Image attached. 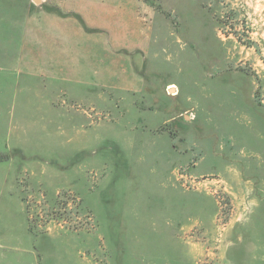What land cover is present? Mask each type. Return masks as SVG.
<instances>
[{
  "label": "rangeland",
  "instance_id": "1",
  "mask_svg": "<svg viewBox=\"0 0 264 264\" xmlns=\"http://www.w3.org/2000/svg\"><path fill=\"white\" fill-rule=\"evenodd\" d=\"M20 251L264 264V0H0V264Z\"/></svg>",
  "mask_w": 264,
  "mask_h": 264
},
{
  "label": "crops",
  "instance_id": "2",
  "mask_svg": "<svg viewBox=\"0 0 264 264\" xmlns=\"http://www.w3.org/2000/svg\"><path fill=\"white\" fill-rule=\"evenodd\" d=\"M120 2V1H119ZM10 257H5L9 261L4 264H39L38 254L30 251H20L15 253H10Z\"/></svg>",
  "mask_w": 264,
  "mask_h": 264
}]
</instances>
